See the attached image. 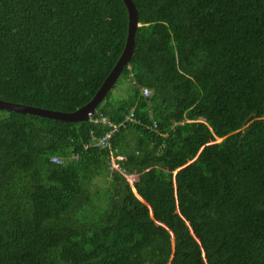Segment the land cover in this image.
Returning a JSON list of instances; mask_svg holds the SVG:
<instances>
[{
	"label": "trees",
	"instance_id": "1",
	"mask_svg": "<svg viewBox=\"0 0 264 264\" xmlns=\"http://www.w3.org/2000/svg\"><path fill=\"white\" fill-rule=\"evenodd\" d=\"M133 1L111 148L0 110V264H264V0ZM128 27L123 0H0V100L82 108Z\"/></svg>",
	"mask_w": 264,
	"mask_h": 264
},
{
	"label": "water",
	"instance_id": "2",
	"mask_svg": "<svg viewBox=\"0 0 264 264\" xmlns=\"http://www.w3.org/2000/svg\"><path fill=\"white\" fill-rule=\"evenodd\" d=\"M123 1L129 13L128 37L124 51L110 75L106 78L99 91L88 104L74 112L66 113L0 100V110L16 112L24 115L29 114L66 123L89 122L90 115H93L98 111L99 105L105 100L109 92L116 86L124 69L131 63L135 52L136 33L138 27L141 26L139 24V12L133 0ZM135 193L141 199L136 191Z\"/></svg>",
	"mask_w": 264,
	"mask_h": 264
},
{
	"label": "built area",
	"instance_id": "3",
	"mask_svg": "<svg viewBox=\"0 0 264 264\" xmlns=\"http://www.w3.org/2000/svg\"><path fill=\"white\" fill-rule=\"evenodd\" d=\"M149 92L150 91L148 89L144 90V94L146 96L148 95ZM133 121H134L133 111L126 117L125 122L122 123L121 125H116V124L112 123L107 117H105L103 115L97 116V112L93 115H90V119H89V122H92L95 125L104 124V125H107L109 128H111V130L104 137L97 140V143H96L97 146L99 148H103V149L104 148H111V139H112L114 133L118 130V128L120 126L125 125V123H127V122H133ZM112 158H115V157L112 156ZM53 160H54V162H57V163L60 162L59 158H54ZM114 166L116 169L119 170L118 165H114ZM126 178L128 179L127 175H126Z\"/></svg>",
	"mask_w": 264,
	"mask_h": 264
},
{
	"label": "rangeland",
	"instance_id": "4",
	"mask_svg": "<svg viewBox=\"0 0 264 264\" xmlns=\"http://www.w3.org/2000/svg\"><path fill=\"white\" fill-rule=\"evenodd\" d=\"M129 85L131 86L132 83L127 82V81L121 79L119 81V83L116 84V86L110 91L112 93V98L117 97V98H120L121 99V98L127 97L128 92L130 91L129 90L130 89L129 88ZM148 94L150 95L151 94V91ZM117 159L118 160H122L121 157H119V158H116V157L115 158H112L113 168H115L114 165H117V163H116ZM134 179H135V177L133 175L128 176V181L130 182V184H133L134 183V181H135Z\"/></svg>",
	"mask_w": 264,
	"mask_h": 264
},
{
	"label": "clouds",
	"instance_id": "5",
	"mask_svg": "<svg viewBox=\"0 0 264 264\" xmlns=\"http://www.w3.org/2000/svg\"><path fill=\"white\" fill-rule=\"evenodd\" d=\"M125 175V174H124ZM126 176V175H125ZM127 176H130V175H127ZM134 176V175H133ZM135 177V176H134ZM160 224V223H159Z\"/></svg>",
	"mask_w": 264,
	"mask_h": 264
},
{
	"label": "bare ground",
	"instance_id": "6",
	"mask_svg": "<svg viewBox=\"0 0 264 264\" xmlns=\"http://www.w3.org/2000/svg\"><path fill=\"white\" fill-rule=\"evenodd\" d=\"M151 96V95H150Z\"/></svg>",
	"mask_w": 264,
	"mask_h": 264
}]
</instances>
